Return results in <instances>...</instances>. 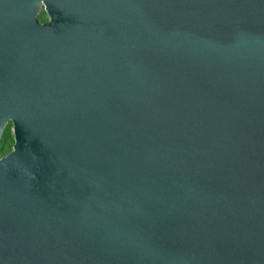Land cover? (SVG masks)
<instances>
[{
	"label": "water",
	"instance_id": "95a60500",
	"mask_svg": "<svg viewBox=\"0 0 264 264\" xmlns=\"http://www.w3.org/2000/svg\"><path fill=\"white\" fill-rule=\"evenodd\" d=\"M7 124L0 264H264V0H0Z\"/></svg>",
	"mask_w": 264,
	"mask_h": 264
},
{
	"label": "trees",
	"instance_id": "16d2710c",
	"mask_svg": "<svg viewBox=\"0 0 264 264\" xmlns=\"http://www.w3.org/2000/svg\"><path fill=\"white\" fill-rule=\"evenodd\" d=\"M44 16V12L41 11L38 13L37 18L40 20H44ZM9 128L10 124H7L0 139V155L5 154L10 149L11 144H8V140L11 137Z\"/></svg>",
	"mask_w": 264,
	"mask_h": 264
},
{
	"label": "rangeland",
	"instance_id": "374dc122",
	"mask_svg": "<svg viewBox=\"0 0 264 264\" xmlns=\"http://www.w3.org/2000/svg\"><path fill=\"white\" fill-rule=\"evenodd\" d=\"M46 19V16H44V20ZM40 20V19H39ZM40 21H43V20H40ZM9 131H10V135H11V127L9 128ZM12 142V136L10 137V139L8 140V144H11Z\"/></svg>",
	"mask_w": 264,
	"mask_h": 264
}]
</instances>
